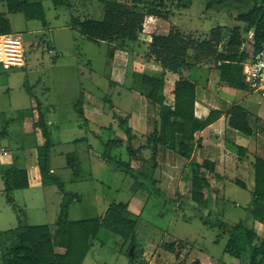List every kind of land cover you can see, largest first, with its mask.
Wrapping results in <instances>:
<instances>
[{
    "label": "rangeland",
    "instance_id": "1",
    "mask_svg": "<svg viewBox=\"0 0 264 264\" xmlns=\"http://www.w3.org/2000/svg\"><path fill=\"white\" fill-rule=\"evenodd\" d=\"M137 1L136 7L145 14L148 11H161L169 15L168 20L145 16V27L143 26L142 32L138 35L143 55H148L146 46L150 45L151 36L167 35L175 27L198 43L207 41L212 30L221 28L220 52L226 54L237 51L243 68L252 60L254 30L250 33L246 32L247 25L240 22L239 17L247 13L256 0H192L191 7L187 10L179 6L178 1L174 3L171 0ZM132 2L133 0H116L114 4L131 5ZM257 2L264 3V0ZM70 3H73V10L56 9L50 0H44L51 31L41 34L33 32L35 26L43 30L40 21L29 26L24 15L15 14L13 32L25 35L28 47L27 68L5 70L1 67L0 94L5 88L12 89L13 95L21 94L29 103L30 97L24 87L27 82V88L41 104L47 109H53V112L50 110L47 114V120L53 124L50 130L54 147L51 151L50 163L56 171V176L65 186V194H61L63 196L60 199L58 189L54 188L52 191L55 192L45 196L43 194L42 199L45 201L46 198V201L40 205L44 207L43 210L38 209L35 202L31 209L26 210L23 194L19 192L21 194H18L17 200L25 220L29 219V225L49 223L54 227L60 205L66 196L70 197L69 220L73 222L101 218L112 205L124 204L128 206L125 217L138 223L136 238L138 246L135 248L138 257L134 264H247L245 261L234 260L224 255L228 237L217 227L219 224L236 225L241 221H247L257 235L264 239V224L254 223L248 214L251 204L249 191L253 183L252 167L256 160V155L254 157L251 155L253 154L251 149L256 150L257 143L253 141L251 146L248 145L251 154H248L245 158L247 161L244 162L243 159L240 160L237 149L231 148L232 155L231 152H226L229 150L226 148L227 141L219 142L222 149H226L224 152L228 153L231 164L229 171L226 167L223 171L216 169L213 173L202 171L203 177L211 183L213 216L210 221L216 224L214 228L205 226L196 218L190 206L192 162L197 159L196 162L201 164L205 161L204 156H196L195 159L193 156L191 159L184 158L178 152L179 143L176 151L159 146L155 162L152 160L151 149L141 154L139 148L148 146V140L154 134L156 126H159L158 112L156 115L152 104L146 100L143 108L137 109L138 117L135 122L128 123L129 127L142 135L132 142V148L137 157L143 155L145 163L130 156L127 136L119 127L118 120L120 117L128 119L130 115L128 104L131 94L128 87L131 84L130 80L125 88L110 85L107 77L110 70L111 47L95 44L83 38L77 31L62 29L69 26L71 17L102 21L105 15L104 4L96 0H70ZM226 3H233L234 6L221 10ZM48 46L55 47L58 56L61 55L55 58L56 61L48 54ZM191 55H194V52ZM200 64L193 69L194 71L184 70L186 78L188 75L193 78L194 73L201 70L205 71L208 81L212 82L210 87L232 89L219 81V64L215 59H207ZM128 70L130 77L132 71L130 72L129 68ZM246 94L252 95L249 89L239 91V95ZM91 97L101 101L107 100V110L113 106L111 109L115 116L112 119L114 113L109 111V115L106 114L108 118L105 119V123L103 122L104 126L113 123L112 132L97 131L99 137L91 132L94 126L87 124L80 112ZM263 98L261 95L253 94L245 106L255 113L259 111L264 121ZM259 102H262L261 105ZM8 105L9 103L1 95L0 117L6 110L9 115H15L12 114V110L9 111ZM15 127L11 126L12 141L10 142L16 150L17 145L25 142L30 146L35 145L34 138L24 141L20 134L12 133ZM119 139L124 143L121 149L111 153L114 163L130 164L134 170L143 175L152 174L155 189L163 193V197L141 188L132 178L116 171L114 166L100 159L105 153L104 144ZM262 142L264 144V140ZM195 148L196 143L193 144L194 151ZM68 157L72 159L68 160ZM72 160L76 161L75 168L69 169L67 166ZM154 164L157 166L156 171L152 170ZM237 181L243 183L247 190L240 187ZM33 199L36 201L35 197L29 198V200ZM9 211L6 216L8 218L16 214L13 210ZM216 217L218 220L215 219ZM16 218H18L17 214L15 220ZM167 244L181 247L176 253L171 254L165 250ZM129 247L130 242L116 236L107 228H102L84 264H130L126 255ZM0 264H4L1 249Z\"/></svg>",
    "mask_w": 264,
    "mask_h": 264
},
{
    "label": "trees",
    "instance_id": "2",
    "mask_svg": "<svg viewBox=\"0 0 264 264\" xmlns=\"http://www.w3.org/2000/svg\"><path fill=\"white\" fill-rule=\"evenodd\" d=\"M56 9L71 7L70 0H50ZM104 4L105 15L102 21L81 20L72 17V26L81 36L88 40L100 43H115L121 41L124 46L127 42L137 43L138 35L143 30L145 16H154L164 20L169 19L168 13L161 11H148L146 14L140 10L138 1L133 0L131 5L120 3L114 4L116 0H96ZM178 1L179 6L184 10L191 7L192 0H171ZM213 1V0H210ZM34 0H5L10 14H22L27 20H37L46 25V17L43 5L33 3ZM233 3H226L221 10L232 8ZM148 7H150L148 5ZM239 21L247 25L246 32L254 30V51H259L264 44V3L256 2L249 7L247 13L241 14ZM10 23L0 16V36L11 35ZM222 39V29L212 30L207 41L198 43L188 35L181 32L178 27L173 28L168 36H154L148 45V55L146 57L161 67L163 70L180 75V80L176 83L173 91L175 99L174 109L165 106L164 88L165 80L163 75L155 77H142V94L154 106L159 114L158 127L148 140L147 147L139 148L141 154L144 150L152 151V160L158 154V147L178 150L184 158L191 159L193 156V144L195 135L202 132L207 127L216 123L222 116L219 111H212L204 123H199L195 118L196 85L183 77L184 70H193L199 67L202 61L215 59L219 64V81L228 87L238 91L247 90L244 83V68L241 67L237 51L226 54L220 52ZM194 52V55L191 53ZM228 125L231 129L246 135L252 136L253 129L248 121V113L241 106L233 107L228 113ZM119 127L126 134L129 144L128 152L130 156L139 161H144L143 155L137 157L133 151L132 142L135 140L133 131L128 126V119L119 118ZM38 128L41 129L44 144L38 152V166L41 171L43 183L46 186H55L61 193L65 194V186L62 180L51 174V151L54 147L52 134L42 115H40ZM123 140H110L104 144L105 153L100 159L114 166L118 172L132 178L140 184L141 188L147 189L150 193L163 197L164 194L155 189L153 175H143L134 170L130 164H115L111 153L123 147ZM240 160L248 157L246 148L238 147ZM70 157V156H69ZM68 160L72 159L69 158ZM69 162V161H68ZM76 161L68 163L67 168H75ZM152 170L156 171L154 164ZM206 170L215 172V167L209 162H192V185L190 206L192 211L205 226L214 228L215 223H211L213 216L211 203L213 195L211 183L202 175ZM253 183L250 189L251 204L248 214L254 223L264 224V160L256 159L252 167ZM240 187L247 190V187L240 181L236 182ZM5 188L7 202L14 206L18 219L19 228L13 231L0 232V249L3 254L4 264H84L90 251L99 236L102 228H107L116 236L122 237L130 242L127 257L130 264H134L137 259L135 250V260L129 257V250L132 246L137 248V221L127 219L128 206L124 204L112 205L107 213L97 219L73 222L69 220L70 200L69 196L63 198L60 205V212L56 221V230L51 232L48 226L28 227L23 212L14 204L12 198L13 191L27 190L29 183L25 171H7L5 173ZM167 204V201L166 203ZM218 220V218H215ZM220 232L228 237V244L224 255L234 260L245 261L247 264H264V239H261L254 228L250 227L247 221H241L236 225L219 224ZM181 247L176 244L165 245V250L171 254L177 252ZM57 249L64 250L63 254H58Z\"/></svg>",
    "mask_w": 264,
    "mask_h": 264
},
{
    "label": "crops",
    "instance_id": "3",
    "mask_svg": "<svg viewBox=\"0 0 264 264\" xmlns=\"http://www.w3.org/2000/svg\"><path fill=\"white\" fill-rule=\"evenodd\" d=\"M39 2L43 5L44 8L45 7L44 0H34L33 3H39ZM72 6L73 3H71V7L69 8L73 10ZM44 11L46 17V25L44 26L42 24L43 30L35 26V28H33L34 33L41 34V32L45 33L51 31L50 29L51 26L47 20L45 8ZM14 15L15 14H10L8 12L5 0H0V16L4 17L10 23L12 34H16L13 32V27H14L13 18L15 17ZM24 19L26 23L29 24V26L31 24H36L35 22H39L37 20H33V21L27 20L25 16ZM143 26L145 27V25ZM26 29H28V27ZM62 29L66 31L67 30L76 31L72 26V17L69 26L62 27ZM169 33L167 35H162V36H168ZM17 35H21L27 50L28 47H27L25 35L23 34H17ZM153 37L154 36H151L150 38L151 42ZM95 44L109 45L111 47V51L109 55L110 70L107 77L109 84L112 86L125 88L127 87L129 80L131 82L130 86H128L129 91H131L130 93L132 94L129 95L130 102L128 104L130 105L129 106L130 115L128 116V123L132 122L133 124L135 122V120L138 117L137 109L143 108L144 101L145 100L148 101L147 98L141 92L142 90L141 80L142 77L144 76L149 78V77L163 75L165 80V88L163 94L165 99V106L174 109L175 99L173 96V91L175 89L176 83L180 80L181 76L165 71L157 64H155L153 61L149 60L146 57V55L142 54L139 41L133 44L127 42L124 46L121 47H119V44L123 45L121 41H117L112 44L106 42H100ZM147 47L148 46H146V48ZM47 49L48 52L50 50H53L57 54L55 47L49 48L48 46ZM54 60L56 61L55 58ZM130 62L132 63V65ZM128 68L130 69V72L132 71L130 76L131 78L129 77ZM1 73H2V68L0 66V75ZM194 74H193L194 75L193 78H190L191 75H188V77L186 78L185 71L183 72V77L190 80L196 85L195 118L197 119V121L199 123H204L212 111H219L222 113L221 118L216 123L212 124L211 126L204 129L202 132H199L195 135L196 148L193 153L194 159L196 158V156L201 157L203 155L205 161H209L215 167V171L216 169L217 171L219 170L223 171L225 170L224 167H226L227 168L226 170L229 171L230 170L229 164H231V161L228 158V153L226 152L229 151L232 154L233 150L237 149L238 147L246 148L248 150V145L251 146V143L255 141L257 143V145H255L256 150L251 149L252 150L251 152L253 154H251L249 150L248 152L253 157L256 155V159L264 160V144L262 142V140H264V121L260 117L259 111L255 113L245 106L246 103L249 102L253 94L239 95V91L233 88L225 89V87H210V83L212 82L208 81L209 78L205 74V71L203 72L201 70H198V72ZM24 87L27 95L30 97L29 103L28 101H26L27 99H24V97L21 94L13 95L12 89L6 90L5 88L4 91L0 94V96L2 95V98L9 103L8 105L9 111L12 110L13 112L12 114H15L14 116H11L7 113L6 110L2 112L3 115L0 117V127H1L0 139H2L0 146L3 145L0 150V232L2 233L13 231L19 228V219L16 218L15 220V215L17 214V212L14 206H12L7 202V194L5 188V173L7 171L18 170V171H25L27 173L29 188L27 190L12 192V198L14 200V204L21 211H22L21 205L18 203L17 200L18 194L21 193L23 194V200H24L23 204L26 210L31 209L34 205V202L36 203L38 209L43 210L44 207L43 206H42L43 208L40 207V205H42L46 201L45 197H44L45 201L44 199H42L43 194L45 196L50 192H55L52 190H54V188H57L55 186L44 185L41 171L38 166V152L39 149L44 144V138L42 136L41 129L38 128L37 124L39 122L40 115H42L47 123L48 128L50 129L51 127H53L51 121L47 120L48 112L50 110L51 112H53V109L51 108L47 109L41 104V102L33 95V92L29 88H27V82H25ZM261 103L262 102H259V105H261ZM235 106H241L243 109L247 111L248 121L254 132L252 136L243 135L229 127L228 113ZM106 107H107V100L101 101L98 100L97 98L91 97V99H88V104L82 108L83 111H80L83 114V118L85 122L89 125L94 126L91 132L95 136H98L97 131L102 133L104 131L112 132L113 130V125H112L113 123L108 124V126H104L105 119L108 118L109 115L108 112L109 111L113 112V110L111 109V107L113 106H111L109 110H107ZM152 107L157 115L156 109L154 108L153 105ZM114 116L115 113L112 116V119ZM11 126H16L12 133L20 134V136L24 141L34 138L35 145L33 146L32 144V146H30L25 142L22 145L19 146L17 145L18 149L16 150L10 142L12 141L10 140ZM129 128L133 131L135 139L140 138V136H142L141 133H137L136 131H134L135 129H132L131 127ZM221 140L227 141L226 148L229 150H226L225 148L222 149V145L219 143ZM231 148H233V150ZM19 150L22 151L19 152ZM224 150H226V152H224ZM146 151L144 150L143 153H145ZM51 174H54L56 176V171L52 167V165H51ZM58 192L60 199H62L63 195L61 194L63 193H61L59 189ZM30 197L32 198L35 197L36 201H34L35 199L29 200ZM37 208H35V210L38 211ZM9 210H13V212L15 211L14 213H16L15 215L13 214L11 218L6 217L7 212L10 213ZM28 221L29 219L26 218V225L28 227L48 226L51 232H54L56 230V222L54 224L55 226L52 227L49 223L39 224V225H29ZM56 252L58 254H63L64 250L57 249Z\"/></svg>",
    "mask_w": 264,
    "mask_h": 264
},
{
    "label": "built area",
    "instance_id": "4",
    "mask_svg": "<svg viewBox=\"0 0 264 264\" xmlns=\"http://www.w3.org/2000/svg\"><path fill=\"white\" fill-rule=\"evenodd\" d=\"M49 54L58 57L53 50ZM0 66L5 70L27 67L26 47L21 35L0 36ZM244 83L252 94L264 97V44L253 52L252 60L244 66Z\"/></svg>",
    "mask_w": 264,
    "mask_h": 264
},
{
    "label": "water",
    "instance_id": "5",
    "mask_svg": "<svg viewBox=\"0 0 264 264\" xmlns=\"http://www.w3.org/2000/svg\"><path fill=\"white\" fill-rule=\"evenodd\" d=\"M129 257L131 259H134V257H135V246L131 247L130 252H129Z\"/></svg>",
    "mask_w": 264,
    "mask_h": 264
}]
</instances>
